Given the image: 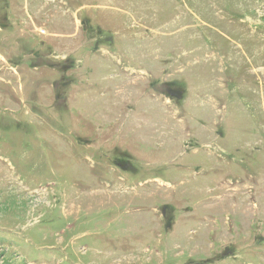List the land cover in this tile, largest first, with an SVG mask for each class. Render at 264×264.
<instances>
[{"label":"rangeland","instance_id":"obj_1","mask_svg":"<svg viewBox=\"0 0 264 264\" xmlns=\"http://www.w3.org/2000/svg\"><path fill=\"white\" fill-rule=\"evenodd\" d=\"M0 264H264V0H0Z\"/></svg>","mask_w":264,"mask_h":264},{"label":"flooded vegetation","instance_id":"obj_2","mask_svg":"<svg viewBox=\"0 0 264 264\" xmlns=\"http://www.w3.org/2000/svg\"><path fill=\"white\" fill-rule=\"evenodd\" d=\"M164 211L166 210V208L163 209ZM168 213L164 212V217L162 218V223H164V225L166 226L167 230H173L175 227V224L177 223V221H172L171 220V216L167 215Z\"/></svg>","mask_w":264,"mask_h":264}]
</instances>
